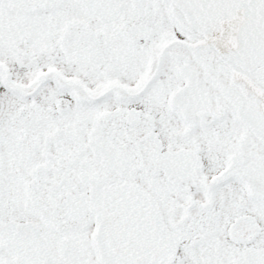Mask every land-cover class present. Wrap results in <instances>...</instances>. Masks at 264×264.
Returning <instances> with one entry per match:
<instances>
[{
  "label": "snow or ice",
  "instance_id": "obj_1",
  "mask_svg": "<svg viewBox=\"0 0 264 264\" xmlns=\"http://www.w3.org/2000/svg\"><path fill=\"white\" fill-rule=\"evenodd\" d=\"M0 264H264V0H0Z\"/></svg>",
  "mask_w": 264,
  "mask_h": 264
}]
</instances>
